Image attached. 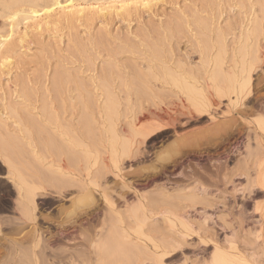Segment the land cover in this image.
I'll list each match as a JSON object with an SVG mask.
<instances>
[{"label": "bare ground", "instance_id": "6f19581e", "mask_svg": "<svg viewBox=\"0 0 264 264\" xmlns=\"http://www.w3.org/2000/svg\"><path fill=\"white\" fill-rule=\"evenodd\" d=\"M9 3L7 9L16 5L9 11L10 20L22 15L31 20L33 29L61 20L91 21L94 16L105 23L112 15L124 21L133 14L114 11L110 7L114 0ZM4 12L0 11V16ZM256 16H247L231 41L242 43V47H226L222 37L218 39L221 47L200 52V62L195 66H186L188 62L182 59L174 61V66L162 67L163 81L152 85L179 97L182 108L175 107L169 113L155 100L154 108L143 106V102L126 117L129 136L114 127H103L108 136L107 157H101L100 150L87 140L89 123L85 122L79 131L70 119L65 121L67 130L55 115L52 129L62 144L28 148L32 160L24 174L15 163L3 158L0 169L3 171L6 165L10 176L4 181L7 190L0 194V264L5 259H23L29 251L38 254L44 264H152L154 248L150 245L155 241L165 247L174 243L175 256L182 254L191 238L212 246L207 264H237L245 255L238 249L234 235L218 242L213 229L201 224L213 219L210 209L226 207L230 214L239 197L243 202L234 220L237 224L247 222L249 212L259 216L251 233L261 240L260 250L264 252V212L258 210L264 206L260 199L264 195V128L258 122L264 115L259 91L264 85V69L260 67L264 58L257 52V42L250 38ZM10 27L9 33L0 35V66L10 59L3 49L13 35V24ZM60 77L56 72L54 87L60 85ZM145 88L153 94L146 81ZM114 89L112 98L118 99L119 91ZM107 98L103 109L114 113L118 106ZM233 142L238 143L232 147ZM218 147H223L222 151L216 152ZM231 154L235 155L233 165L228 163ZM182 158L187 159L185 171L180 174L182 180L173 181L168 169ZM124 161L138 165L125 170ZM127 175L146 176L139 182L141 187L152 184L143 190L127 181ZM160 176L165 180H154ZM37 197L43 199L48 212H39L42 209ZM176 200L182 203L178 205ZM198 207L202 209L201 220L195 226L188 209ZM184 261L188 264L185 257ZM203 262L194 260L189 264Z\"/></svg>", "mask_w": 264, "mask_h": 264}, {"label": "rangeland", "instance_id": "374dc122", "mask_svg": "<svg viewBox=\"0 0 264 264\" xmlns=\"http://www.w3.org/2000/svg\"><path fill=\"white\" fill-rule=\"evenodd\" d=\"M44 1L50 0H35V3L42 4ZM9 2L10 0H0V11H5L1 13L3 16H0V35L9 33L11 24L12 30L14 29L12 39L3 46L10 54V59L0 66V163L2 164L3 158L8 159L15 163L23 174L27 163L32 160L29 154L32 146L51 148L62 144L52 129L55 115L59 117L64 129H67L65 123L70 119H74L80 128L79 131L83 129L85 122L89 123L90 134L87 140L91 146L97 147L101 152L100 156L105 158L108 136L103 132V127H106L105 130L114 127L129 136L126 117L131 114L129 111L137 110L143 102V106L154 108L152 104L155 100L169 113L174 112L175 107L181 109L179 97L153 86H158L163 81L161 68L174 66L178 60H184V63L187 61L186 66H195L200 62V52L206 51L208 47H221L218 39L223 40L222 37L225 38L226 47H231V44L232 47H242V43L238 45L231 41L238 35L237 28H240L241 22L247 16L250 17V14L251 17L258 16L250 38L257 42V52L264 58V0H158L159 7L150 10V14L133 12L124 21L119 16L112 15L107 17L105 23L94 16L91 21L61 20L42 26L41 29H33L31 20L23 19L22 15L12 22L9 11L16 8V5H9L11 8L7 9ZM103 2L99 1V4ZM245 4L246 7H235ZM10 21L12 23H9ZM220 32L222 34L219 35ZM254 49L256 48L252 47V50ZM260 65L264 69V59ZM56 72L61 76L58 88L52 85ZM145 81L151 85L153 94L145 88ZM112 87H115L116 92L119 91L118 99L112 98ZM128 91L129 97L126 95ZM155 94L157 98L154 97ZM107 97L114 101L115 107L118 106L114 113L109 114L104 110L108 102ZM136 140L139 142V138ZM237 143L233 142L231 146ZM222 149L223 147H218L216 152ZM230 156L228 163L233 165L235 155ZM186 163L187 159H180L175 166L169 167L170 171L167 173L175 175L177 169L182 165L186 166ZM137 165L133 161H124L123 166L125 170H130ZM9 176L5 165L3 171L0 169V194L7 190L4 181ZM144 177L126 176L127 181H133V185L143 190L152 184L149 182L141 187L139 182H142ZM165 178L160 176L154 180L163 181ZM170 179L181 181L182 177L175 176ZM37 198L38 207L42 209L39 212H48L42 205L43 199ZM260 199L264 200V195ZM175 202L178 205L182 203L181 200ZM242 202V198H237V205L230 214L226 207L210 209L208 213L212 214L213 219L201 225L213 229L218 242L234 235L238 249L244 255L245 250L248 256L259 260L263 252V249L260 250L263 248L261 240L255 239L254 233H251L257 226L255 221L259 216L249 212L247 222L237 224L234 220ZM247 204L250 210L252 202ZM188 210L194 225H198L202 209L198 207ZM52 212L54 213L55 209ZM0 242L3 240L0 239ZM211 251L212 246L203 245L197 238H191L187 240L186 249L182 254L178 253L172 258V264H185L184 257L188 264L194 260H205V263L201 264H207Z\"/></svg>", "mask_w": 264, "mask_h": 264}, {"label": "snow or ice", "instance_id": "6c2138e0", "mask_svg": "<svg viewBox=\"0 0 264 264\" xmlns=\"http://www.w3.org/2000/svg\"><path fill=\"white\" fill-rule=\"evenodd\" d=\"M224 6L225 5H221V7ZM246 6V4L235 5V7ZM110 7L114 11L120 13L135 12L137 14H150V10L159 7V2L158 0H114V3H112ZM8 39L11 40L12 37L9 36ZM258 122L260 123L261 127L264 128V115H261L258 118ZM262 168H264V165H262ZM177 171L179 172V168L177 169ZM258 210L264 212V206H261ZM2 238L3 237L0 236V239ZM150 247L154 248L152 264H172V258L175 254L173 250L177 247L174 243L171 245V247H165L157 240L153 245H150ZM3 264H44V261L38 258V254L34 256L32 252L29 251L23 259H15L14 261L5 259V261H3ZM77 264H84V262L77 261ZM227 264H231V262H227ZM237 264H264V252L261 253V257L259 260L255 259V257L248 256V253L245 252V258L239 260Z\"/></svg>", "mask_w": 264, "mask_h": 264}, {"label": "flooded vegetation", "instance_id": "af4514ba", "mask_svg": "<svg viewBox=\"0 0 264 264\" xmlns=\"http://www.w3.org/2000/svg\"><path fill=\"white\" fill-rule=\"evenodd\" d=\"M262 90L260 91V93H261V100H263L264 101V85L262 86V88H261ZM237 145V144H236ZM235 145H233L232 147H234ZM184 168V166L182 165L181 166V168L179 169V172H177L175 175H171V176H173V177H175V176H179V177H181L180 176V174L182 173L181 171H182V169Z\"/></svg>", "mask_w": 264, "mask_h": 264}]
</instances>
